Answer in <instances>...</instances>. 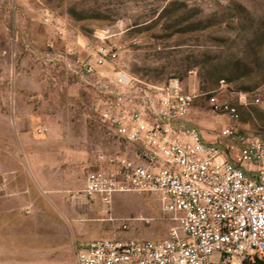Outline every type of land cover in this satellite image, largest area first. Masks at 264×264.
<instances>
[{
  "label": "rangeland",
  "instance_id": "1",
  "mask_svg": "<svg viewBox=\"0 0 264 264\" xmlns=\"http://www.w3.org/2000/svg\"><path fill=\"white\" fill-rule=\"evenodd\" d=\"M102 35L140 80L179 78L199 94L233 77L220 98L239 120L204 97L191 111L206 141L264 130V0H0V264H76L94 240L158 241L175 226L156 194L106 206L82 193L100 151L137 160L93 111L102 76L75 72Z\"/></svg>",
  "mask_w": 264,
  "mask_h": 264
},
{
  "label": "built area",
  "instance_id": "2",
  "mask_svg": "<svg viewBox=\"0 0 264 264\" xmlns=\"http://www.w3.org/2000/svg\"><path fill=\"white\" fill-rule=\"evenodd\" d=\"M99 38L87 44L75 72L102 76L93 111L136 148L137 160L100 151L82 193L106 206L116 194H156L175 226L158 241L94 240L78 250L76 264H264V137L227 128L223 142L212 143L190 121L203 97L214 113L239 120L240 105L218 96L232 93L229 83L198 94L179 78L140 80L118 67L120 48Z\"/></svg>",
  "mask_w": 264,
  "mask_h": 264
},
{
  "label": "trees",
  "instance_id": "3",
  "mask_svg": "<svg viewBox=\"0 0 264 264\" xmlns=\"http://www.w3.org/2000/svg\"><path fill=\"white\" fill-rule=\"evenodd\" d=\"M228 83H229V85H230V90L231 91H233V84H235V82H234V80H233V77L231 76V75H229L228 77H226V78H224ZM222 79H220L219 81H218V84H220V81H221ZM214 81L212 80V83H213ZM158 84H163V83H158ZM218 96H220V95H218ZM205 98V103L206 104H209V98L210 97H204ZM259 136H263L264 137V131H261V133L259 134Z\"/></svg>",
  "mask_w": 264,
  "mask_h": 264
}]
</instances>
